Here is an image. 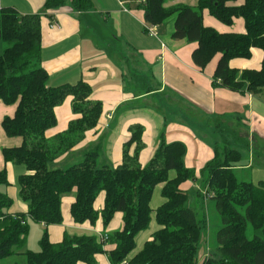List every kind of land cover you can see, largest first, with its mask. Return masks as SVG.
Masks as SVG:
<instances>
[{
	"label": "trees",
	"instance_id": "trees-1",
	"mask_svg": "<svg viewBox=\"0 0 264 264\" xmlns=\"http://www.w3.org/2000/svg\"><path fill=\"white\" fill-rule=\"evenodd\" d=\"M142 1V2H141ZM198 0L196 6L177 3L166 6V0H140L145 20L160 26L176 15L174 39L197 42L192 57L205 69L216 57L214 85L233 91L264 93V0ZM67 0H46L47 9L66 5ZM78 11L93 7L92 0H71ZM225 25L235 19L245 21L244 33L220 32L204 23V11ZM41 14H21L14 7L0 6V39L5 44L0 55V101L17 104L13 117L6 116L2 126L9 137H21L18 147L3 148L6 163L24 165L28 173L19 175V197L27 213L9 212L13 199L5 191L12 185L6 169H0V264L26 245L28 217L45 226L63 222L62 198L76 193L71 216L76 224L96 226L102 219L107 228L116 213L123 214V225L107 241L96 235L65 234L52 242L47 230L41 239V250L21 254L27 264H97V255L107 254L111 264H198L203 227L188 205L189 194L181 189L185 181H196L194 169L184 162L186 146L182 142L160 143L149 162H140L145 148V126L131 124L130 139L123 145V160L115 167L99 166L105 150L104 132L92 143L81 147L87 133L97 131L104 116L103 102L91 98L92 87L84 80L75 84L49 85V73L41 64ZM263 51L259 69H238L234 59H251L253 49ZM220 81V82H219ZM68 97L73 98L75 115L68 127L55 135L49 131L58 124L56 108ZM216 127L221 123L216 121ZM80 146V148H79ZM85 150L84 159L66 169L49 167L52 161H64L74 151ZM83 150V151H84ZM242 154L224 139L202 170L207 173V194L212 193L223 226L217 233L216 250L202 264H264V182L255 184L240 180L237 167ZM175 171L176 176L170 177ZM163 184L165 202L155 210L161 226L141 251L133 257L136 236L147 230L152 221L151 200L157 185ZM104 193L99 210L97 200ZM251 228L254 233L249 236Z\"/></svg>",
	"mask_w": 264,
	"mask_h": 264
},
{
	"label": "crops",
	"instance_id": "crops-1",
	"mask_svg": "<svg viewBox=\"0 0 264 264\" xmlns=\"http://www.w3.org/2000/svg\"><path fill=\"white\" fill-rule=\"evenodd\" d=\"M186 1L173 0L170 5H165ZM92 2L91 9L78 11L71 5V0L56 9H47L46 0H0L1 7H14L21 14H41V64L49 73V85L75 84L84 80L93 89L91 98L103 102L104 116L97 131L88 132L80 146L92 144L104 132L105 151L117 166L123 160V145L131 137L130 125L141 123L145 126V148L139 157L143 165L153 156L162 136L167 143L185 144V165L194 169L199 178L206 163L214 157L215 148L226 139L240 152L239 147H244L242 165L236 170L247 172L253 182L256 178L264 182V93L254 95L248 91L241 93L215 86L218 57L205 69L196 65L192 54L198 43L172 37L176 15L157 26L158 35L153 36L147 29L149 24L140 0ZM206 13L212 16L209 11H204L205 25L217 29L220 21L209 17L210 23L206 24ZM238 19L234 22L238 24L237 30L220 22L223 26H220V32L244 33L245 21ZM262 59L263 51L254 48L251 59H234L231 66L241 70L259 69ZM72 103L73 98L68 97L57 106L58 124L49 131V135L64 131L75 118ZM16 109L17 104L7 105L0 101V169L7 170L11 182H16L17 166L5 162L2 150L20 146L23 139L9 137L2 122L6 116L13 117ZM216 121L221 123L220 128L216 127ZM175 176L176 172L171 171L170 177ZM181 189L188 193L196 189L198 195L203 190L198 182L191 180L182 183ZM205 189L207 193V187ZM5 191L15 202L9 212L27 213V205L16 199L15 188L9 185ZM75 197L76 193L62 198V206L65 203L67 209L62 211L61 224L45 226L40 223L52 242H60L65 234L110 235L113 227L121 223L122 213L119 212L107 228H104L101 218L96 226L76 224L71 216ZM104 197L101 193L97 200L99 210L103 207ZM164 202L163 198L161 205ZM153 220L157 223L155 214L151 224ZM160 228L157 223L144 244ZM113 246L112 241H108L106 248ZM132 252L130 257L139 251ZM210 254L206 249L203 261ZM97 264H111L107 254L97 255Z\"/></svg>",
	"mask_w": 264,
	"mask_h": 264
},
{
	"label": "rangeland",
	"instance_id": "rangeland-1",
	"mask_svg": "<svg viewBox=\"0 0 264 264\" xmlns=\"http://www.w3.org/2000/svg\"><path fill=\"white\" fill-rule=\"evenodd\" d=\"M173 0H166L167 5H170L172 3ZM239 2V3H238ZM240 2H243V0H237V4H240ZM186 3L192 5V6H196V0H187ZM205 17H207L206 20V24L210 23L209 21V17L213 18L214 20L215 17H212L210 15H208L207 13L205 14ZM170 20H173V18H171ZM237 21H243L241 18H239ZM236 21V22H237ZM218 22V21H217ZM218 24H220V26H222V24L220 22H218ZM217 26V30L221 31V27ZM230 26V29L233 30H237V23H234V25H228ZM223 27V26H222ZM227 27V26H225ZM5 48V44L3 43V41L0 39V55H2L3 51ZM220 82V81H219ZM233 147V145H231ZM239 149H241V152L244 154V147H239ZM86 151H82V152H73L71 156H69L65 161L63 162H56V161H52L49 164V167L51 169H55V168H62V169H66L68 167H70L71 165L75 164V163H79L84 159V153ZM109 165L111 167H115V164H113L110 159H109V155L107 154V152L104 150V152L102 153V155L100 156L99 159V166L102 165ZM26 167L24 165H19L17 166L16 169V182H12V187L15 188L17 194H16V199L21 200V198L19 197V185H18V178L19 175L24 174L26 172ZM172 175H174V173H172ZM238 177L240 180H250V178L248 177L247 172H243L241 173L240 171L238 172ZM206 178H207V173L204 174H200L199 178L197 177V180L195 182H198L199 185L202 186L203 190L202 192L198 195V191L195 190H191L189 194V201H188V205L194 209V211L197 213V216L199 219H204L206 218L207 220V224L203 227L202 230V239H201V245H200V250H199V261L198 264H202L203 262V254L206 252V249H208V251H210V253H213L216 250L217 247V233L219 231V229L223 226L221 217L216 209L215 206V201L212 198V193L211 194H207L206 193ZM259 178H256V181L254 182L255 184H259ZM161 187L162 184H159L154 191L153 194V198L151 201V207L153 208V212H152V216L154 217L155 214V209L161 205V203L163 202V197L161 195ZM71 194H75V191H73L72 193H68L66 194L64 197L66 196H71ZM15 202H13L14 204ZM13 206V205H12ZM63 209L66 211L67 206L64 203L62 206V211ZM121 215V223L118 224V226H114L113 230L109 233L110 238L112 237L113 233L115 230L120 229L122 227V214ZM28 222H29V233L26 237V245L22 250H17L16 255L11 256L7 259H4L1 264H27L26 263V258L24 257L23 254H21L22 252H25L26 250H32V251H40L41 250V239L42 236L44 234V231L46 230L44 227H42V225L39 222L34 221L32 218L28 217ZM156 222L155 220H153V223L149 226V228L147 230L141 231L137 234L136 236V246L135 249L132 253H136L138 251H140L142 249V247H144V241L146 239V237H149V234L151 232H154V229L156 228ZM38 230L40 232V234L38 233ZM254 233L256 234H261L260 231L254 232L251 228H249L248 234L249 236L253 237Z\"/></svg>",
	"mask_w": 264,
	"mask_h": 264
},
{
	"label": "built area",
	"instance_id": "built-area-1",
	"mask_svg": "<svg viewBox=\"0 0 264 264\" xmlns=\"http://www.w3.org/2000/svg\"><path fill=\"white\" fill-rule=\"evenodd\" d=\"M147 29H148L150 35H153V36H157L158 35V31H157V26L156 25H150L149 24L147 26ZM100 238H101V240H104V241H107L108 242L110 236L108 234H101L100 235ZM123 264H126V261H124Z\"/></svg>",
	"mask_w": 264,
	"mask_h": 264
}]
</instances>
